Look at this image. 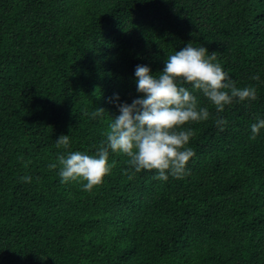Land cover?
<instances>
[{"label":"trees","instance_id":"16d2710c","mask_svg":"<svg viewBox=\"0 0 264 264\" xmlns=\"http://www.w3.org/2000/svg\"><path fill=\"white\" fill-rule=\"evenodd\" d=\"M189 42L216 52L257 98L217 112L197 93L211 115L186 125L195 155L179 179L125 172L128 157L112 153L90 191L83 179L62 183L48 164L61 152L95 153L118 114L114 94L128 103L140 95L136 65L158 74ZM95 108L105 113L84 115ZM257 116L264 0H0V264H264ZM61 135L68 149L57 146Z\"/></svg>","mask_w":264,"mask_h":264},{"label":"clouds","instance_id":"9594fccd","mask_svg":"<svg viewBox=\"0 0 264 264\" xmlns=\"http://www.w3.org/2000/svg\"><path fill=\"white\" fill-rule=\"evenodd\" d=\"M134 76L140 95L128 103L119 102V94H114L118 114L111 116L105 139L95 153L61 152L55 162L48 164L50 169H58L62 183L83 179L86 182L82 189L90 191L110 173L115 162L110 159L112 153L128 157L125 172L156 170L154 175L159 180L179 179L187 173V164L195 155L189 146L194 130L186 125L207 121L211 115L200 104L197 93H202L217 112L234 101L257 98L255 85L237 87L229 72L216 62V52L210 53L203 45L194 46L190 42L169 54L158 74L147 64H138ZM251 79L260 81L261 76L257 73ZM103 113V108H95L84 115L95 119ZM225 122L223 117L215 119L221 129ZM262 129L264 116H257L250 124L251 136L254 138ZM56 143L68 149L70 138L61 135ZM20 179L30 182L32 177L24 175Z\"/></svg>","mask_w":264,"mask_h":264}]
</instances>
